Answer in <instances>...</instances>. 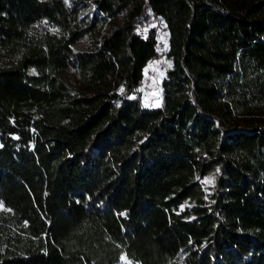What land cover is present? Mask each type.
Returning a JSON list of instances; mask_svg holds the SVG:
<instances>
[{"label": "trees", "instance_id": "1", "mask_svg": "<svg viewBox=\"0 0 264 264\" xmlns=\"http://www.w3.org/2000/svg\"><path fill=\"white\" fill-rule=\"evenodd\" d=\"M80 5L0 0V264H264V0Z\"/></svg>", "mask_w": 264, "mask_h": 264}, {"label": "rangeland", "instance_id": "2", "mask_svg": "<svg viewBox=\"0 0 264 264\" xmlns=\"http://www.w3.org/2000/svg\"><path fill=\"white\" fill-rule=\"evenodd\" d=\"M70 3L73 1H79L81 4L82 14H91L93 11L89 3L92 0H65ZM150 28H155L157 31V39L160 45L161 56L156 60L150 62L143 72V81L138 88V95L142 104L149 108H156L162 105V91L161 83L162 78L165 75L166 70L170 67V62L165 57V53L168 47V32L165 24L160 21H152L149 25L145 26L142 31L146 32ZM78 50L87 49V44L81 42L76 47ZM205 185H211V178H207L203 181Z\"/></svg>", "mask_w": 264, "mask_h": 264}, {"label": "snow or ice", "instance_id": "3", "mask_svg": "<svg viewBox=\"0 0 264 264\" xmlns=\"http://www.w3.org/2000/svg\"><path fill=\"white\" fill-rule=\"evenodd\" d=\"M121 259H125V257H121Z\"/></svg>", "mask_w": 264, "mask_h": 264}]
</instances>
